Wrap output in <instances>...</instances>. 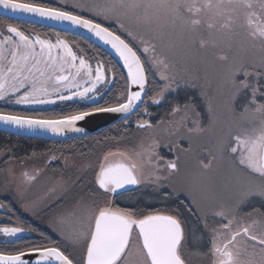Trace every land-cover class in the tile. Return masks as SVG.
Segmentation results:
<instances>
[{"label":"snow or ice","instance_id":"obj_1","mask_svg":"<svg viewBox=\"0 0 264 264\" xmlns=\"http://www.w3.org/2000/svg\"><path fill=\"white\" fill-rule=\"evenodd\" d=\"M0 7L66 23L71 29L82 28L110 46L127 70L126 86L115 103L95 106L106 94L102 89L110 91L115 82V65L98 59L93 66L82 54L83 49L78 54L73 43L59 32L53 42L39 34H25L9 23L8 34L0 39V100L13 94L17 104H54L75 98L93 106L59 119L0 111V123L4 125L56 135L84 133L78 122L93 114L112 113L119 114L123 125L128 126L133 113L139 110L141 117H151L149 103L160 105L182 88H198L205 104L206 115L197 112L190 99L183 105H173L155 124L150 118L138 119L135 130L145 135L130 150L104 152L95 170V187L82 184V176L57 180L64 191L52 203L72 194L75 207L54 222L64 227L71 220V231H62L61 237L68 245L84 249L82 264H191L186 252L191 229L179 208L145 213L131 207H113L112 199H105L102 205L97 200L145 183L158 191L167 187L175 191L171 180L180 173L179 157L165 160L159 155L158 130L175 137L174 142L187 139L189 148L184 151H189L192 137L209 129L215 130L211 147L197 153L196 170L185 176L190 190L182 203L196 217L200 225L196 231L209 240L204 253L209 264H264V203L244 212L254 198L264 201V0H104L87 7L74 6L90 11L93 18L35 0H0ZM242 17L253 47L257 41L260 44L259 63H237L232 55L237 48V21ZM104 21L113 22L115 29L105 26ZM118 31L130 39L122 38ZM210 54L220 65L213 78L200 83L198 74H186L187 64L201 63ZM240 75L242 80L238 79ZM133 86L137 90H132ZM65 89L69 95L62 94ZM53 95L55 99L50 98ZM241 95L245 97L242 104L237 103ZM219 97H223L222 104L217 103ZM205 119L208 129L203 126ZM122 135H131L127 127ZM225 158L232 165L228 176L222 182L206 180V173L214 166L219 168ZM39 174V170L34 174L25 171L22 176L31 184ZM77 185H81L79 191ZM164 196L167 199L171 193L164 192ZM23 231L0 227L4 237H17ZM33 254L37 260L24 259ZM41 261L75 264L58 245L31 247L27 253L0 251V264Z\"/></svg>","mask_w":264,"mask_h":264},{"label":"flooded vegetation","instance_id":"obj_2","mask_svg":"<svg viewBox=\"0 0 264 264\" xmlns=\"http://www.w3.org/2000/svg\"><path fill=\"white\" fill-rule=\"evenodd\" d=\"M21 1L33 2V0ZM47 1L49 0H35V2ZM65 1L66 0L63 2ZM87 1L90 2V0H80L81 3L84 2V5ZM85 6L87 7L89 5L87 4ZM81 10L84 9L81 8ZM106 22V26L115 29V24L113 22ZM9 23L18 26L21 31L25 32V34H39L41 38L50 39L53 42H55L56 33L59 32L61 37L67 38L70 43H73V49L74 51H77L78 54H81L80 50L83 49L82 54H85L87 58H90L93 66H95L96 60L98 59L109 62L107 57H102L101 54L92 46V44L84 38H79L77 35L68 33L66 31H61L25 21L0 17V39H2L3 35L8 34L6 31V26ZM118 34H121L125 39H130L127 37L126 33L118 31ZM137 47H142V45L137 44ZM115 67L117 69L116 65ZM120 75L121 73L118 70L115 82L110 86L111 90L109 91L108 89H102V92L106 94L102 96L98 104L95 106L113 105L111 103L115 102V98L122 90L119 86L120 77L118 76ZM156 79L158 80V78ZM188 90L189 93H186ZM23 93L24 89H21L20 94L23 95ZM197 93L198 92L196 89L182 88L179 92H174L169 95L165 102L160 105H152L149 103L148 110L150 113H152V116L141 117L138 110L137 113H134L131 117H129L132 123L128 126H132L135 129L136 121L141 118H150L152 123L155 124L157 120H160V117L166 115L173 105L177 104V101H189L191 99L192 102H196L195 97ZM62 94L69 95L70 93L67 91V89H65ZM50 98L55 99V95L51 96ZM15 100L16 96L13 94H10L6 99L0 100V111L36 118H60L72 112L89 110L93 106L90 103H85L75 98L73 100H57L54 104H17L14 102ZM164 105L166 108L164 111H161L160 109ZM143 107L144 105L142 104L141 108ZM197 109L200 113L204 114L201 107ZM203 126L207 127L206 129L209 128L208 126ZM214 131L215 130L212 129L206 130V133H203L205 134L203 138H209L211 135H213ZM157 134L161 138L160 147L157 149L159 155L165 160H173L179 157L180 173L174 176L171 180V184L174 186L175 191L173 190V187H167L163 191H158L155 186L145 183L135 187H127L116 195L109 193L107 196L101 197L99 200H97L98 204L102 205L105 199H112L113 207H131L147 213L148 211L157 209H173V206L169 205V203H173V205L176 207L177 204L180 203V211L184 215L186 210L182 201H186L187 193L189 191L188 184L177 178L181 174L196 170V155L205 147H211L210 139H202L197 141L191 140V149L189 151H184V149L189 148V142L187 139H181L178 142H174L176 139L175 137H168L159 130ZM132 135L134 138H136V140H122L104 150H98L97 148L95 152H92L84 157L78 155L72 156L71 154L63 152H51L47 155L42 153H33L31 155L11 156L10 151L4 149L6 147L0 146V205H3V208H0V227H19L24 229V231L19 233L17 237H4L3 234L0 233V251L8 250L10 254H14L16 251H25L35 246L52 247L60 244L61 249L65 250L66 254L69 255L70 258L74 259L75 264H82L80 260H83L84 249H79L80 247H72L68 245L67 242L61 237V232L64 229L62 230L60 226L54 222L56 217L59 216L60 208L67 207V203L70 207L74 206L72 194L65 196L63 200H59L55 204L52 203L53 201H57L64 191V188L61 189L64 187V185L58 184L57 180L63 178L64 180L71 181L79 176H82V184H86L89 187H95V170L98 168L99 160L102 159L104 152L109 150H130L134 147L137 140L145 134L142 132H136ZM73 139L76 138L66 140ZM170 141H173V143L170 144ZM77 143L81 145L85 144V142L81 141H78L74 144ZM53 157L55 159H52ZM12 166H14L16 169V178H18L17 186L20 184H26L22 176L23 172L27 171L30 174H34L37 170H39L40 167L41 170L47 169L51 171L54 177L61 176L60 178H54L53 184L58 190H56L54 193L46 192L41 194L35 200H33L34 202L30 203L28 207H23L24 200L21 194L16 192L15 188L17 186L12 188L8 181L10 180V174L12 173L10 172ZM80 187L81 185H77L76 191H79ZM164 192L171 193V196L165 199ZM173 199H179V202H173ZM261 203H264V201L258 197L254 198L250 204L244 208V212L251 211L253 207H258ZM69 225L70 224H67L66 226ZM33 229H35V231H33ZM64 231L68 232V229H65ZM5 241H12V243H5ZM193 243L198 244L199 249L204 250L203 254L201 255L205 257V261L209 262V258L204 255V253L208 251L209 247L208 238L206 236L203 238L194 237ZM190 248L191 247L189 245L186 246V252L188 256H197V254H194L192 251H190Z\"/></svg>","mask_w":264,"mask_h":264},{"label":"trees","instance_id":"obj_3","mask_svg":"<svg viewBox=\"0 0 264 264\" xmlns=\"http://www.w3.org/2000/svg\"><path fill=\"white\" fill-rule=\"evenodd\" d=\"M1 17V16H0ZM3 18V17H2ZM79 38H82L80 36H77ZM83 39V38H82ZM90 42V41H89ZM91 43V42H90ZM92 46L101 54V56H105L108 58L109 62L113 63V65L117 66V69L120 71L121 75L119 79V86L123 90L126 86L125 82V73L122 69V67L119 65V63L111 57L108 53H106L103 49L98 47L97 45L91 43ZM233 57L235 58L237 63L240 62H247L249 64H256L259 63L260 60V44L257 41L255 44V47H253V42L251 44L249 43H242L237 44L236 50L232 53ZM186 74L189 76H196L197 74L201 77L200 83H205V78L211 79L214 77L217 69H220L219 61L213 65L210 64H203L199 65L197 63L194 64H187L186 65ZM205 70V71H204ZM244 77L242 75L238 76V79H243ZM197 95L195 97L196 102L191 103L196 106V111L199 112L197 108L201 107L203 110V113L206 115V109L205 104L203 102V99L200 96V90L197 88ZM189 93V90L186 92ZM151 95V93H149ZM225 95H227V91L225 92ZM188 100H179L177 103L185 104L188 103ZM223 97H219L217 100L218 104H222ZM245 97L244 95H241L238 97L237 103H244ZM115 102H112L111 104H114ZM166 106L161 107V111H164ZM194 118L195 114L193 113ZM161 118V117H160ZM203 125L208 126V121L205 119L203 122ZM191 126V125H189ZM125 127H127V130L129 133H131L130 136H123L122 134L125 133ZM209 127V126H208ZM207 128V127H205ZM133 133H136V130L131 126H124L123 121L117 122L113 125L108 126L107 128L97 131L91 135H87L84 137L76 138L73 140H45L40 138H33V137H26V136H20L15 134H10L7 132L0 131V146H4L6 150L10 151L11 156H21V155H31L33 153L36 154H44L47 155L51 152H63L67 154H71L72 156L78 155L81 157H84L86 155H89L92 152H95L98 148L99 149H106L109 146H113L117 142H120L122 140H136V138L133 137ZM206 133V132H205ZM215 135V131L213 135H211L209 138H203L205 134L196 135L192 137L193 141L202 140V139H210ZM131 137V138H130ZM78 141L85 142V144L81 145L79 143L74 144ZM10 146V147H9ZM57 155V154H56ZM174 201H178L179 199H173ZM169 205L173 206V208H179L181 210V204L178 203L177 207L173 205V203H169ZM184 216L188 218V224L190 226V243L189 246L191 247L190 251H192L194 254L201 255L203 254L204 250L199 249L198 244L193 243L194 237H201V234L199 231H196L197 228L200 227V225L196 221V217L192 215L189 212H185ZM6 253H9L8 250H2ZM82 262V259L80 260Z\"/></svg>","mask_w":264,"mask_h":264},{"label":"rangeland","instance_id":"obj_4","mask_svg":"<svg viewBox=\"0 0 264 264\" xmlns=\"http://www.w3.org/2000/svg\"><path fill=\"white\" fill-rule=\"evenodd\" d=\"M63 1L64 0H49L47 2H38V3H40L44 6L63 7L65 10L74 11L77 14H82L86 18H93L91 12H88L86 10H81V8L74 7V6L75 5L85 6L87 4L90 6L94 3H103L104 2V0H92V1L90 0V2L87 1L86 4L84 5V2L81 3L80 0H66L65 2H63ZM97 21L99 22L98 18H97ZM104 24L107 25V22L104 21ZM236 30L238 33L236 36V43L237 44H242V43L251 44L252 43V41L247 36L246 21L244 20L243 17L237 21V29ZM217 62L218 61L215 60V56L210 54L207 56L206 60H204L198 64L203 65V64L207 63L210 65H213ZM191 64H194V63H191ZM219 70L220 69H217L216 71H219ZM139 141H140V139L137 140L135 145H137L139 143ZM231 168H232L231 161H230V159L227 158L224 160L223 164L219 166V168L214 166L213 169L209 173H206L205 179L206 180H215L217 182H222L228 176ZM15 171H16L15 167L12 166L10 169V172H12V173L10 174V180H8L9 184L11 185L12 188L16 187L17 183H18V178H16V172ZM39 172H40V174L34 182H32L31 184H28V183L22 184V185L20 184L15 188L16 192L20 193L21 196L23 197V200H24L23 207H28V205L30 203L34 202L33 200H35L41 194H44L46 192L47 193H54L56 190H58V189H56V187L53 184L54 178H60L61 176L54 177V175L51 171H49L47 169L41 170L40 167H39ZM191 172L192 171H189L188 173H185V174H181V175H179V177L177 179L184 181L185 176H187ZM63 188L64 187H62L61 189H63ZM188 190H190L189 185H188ZM74 207L75 206L70 207L69 204L67 203V207L60 208L59 215L67 214V213L73 211ZM241 214L243 215V212ZM68 224H70V225L60 227V228L62 230L68 229V231H71V229H72L71 220H69ZM58 245L60 246V244H58ZM79 249H81V247ZM189 259L191 260V264H209L208 261H205V257H203L202 255L197 254V256L194 255L192 257H189Z\"/></svg>","mask_w":264,"mask_h":264},{"label":"water","instance_id":"obj_5","mask_svg":"<svg viewBox=\"0 0 264 264\" xmlns=\"http://www.w3.org/2000/svg\"><path fill=\"white\" fill-rule=\"evenodd\" d=\"M21 2H26V1H21ZM0 16L5 17V18L20 20V21H25L29 23H34V24L46 26L49 28L66 31L68 33L80 36L90 41L91 43L97 45L98 47L103 49L106 53H108L111 57H113L122 67L125 73V76H127V70L123 67L122 61L119 60L114 50H112L110 46L104 44L102 41L98 40L96 37L92 36L90 33H88L86 30L82 28L71 29L70 26L66 23H58L56 21H51V20H41L38 17L31 16L25 13H19V12L13 13L10 10L3 9L2 7H0ZM132 90H137V89L135 86H133ZM33 118H36V117H33ZM36 119H59V118H36ZM121 120L122 118L119 114H112V113L93 114V115L86 117L84 121H80L77 123L78 127H81L85 130L84 133L67 132L64 135H56L51 132L28 131L26 129L22 130V129L11 127L10 125H4L3 123H0V131L7 132L10 134H15V135L40 138V139H45V140H66V139L79 138V137L91 135ZM127 187H135V186H127ZM23 252L27 253L28 250H25ZM24 259H31L35 261L38 259V256L33 254L32 256H25ZM41 264H59V262L41 261Z\"/></svg>","mask_w":264,"mask_h":264}]
</instances>
